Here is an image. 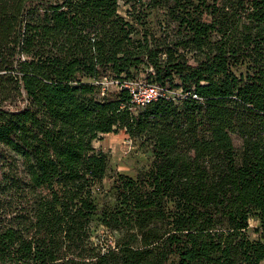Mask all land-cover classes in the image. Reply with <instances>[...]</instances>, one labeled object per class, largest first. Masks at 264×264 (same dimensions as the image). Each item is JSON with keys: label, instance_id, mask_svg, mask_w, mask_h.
<instances>
[{"label": "trees", "instance_id": "1", "mask_svg": "<svg viewBox=\"0 0 264 264\" xmlns=\"http://www.w3.org/2000/svg\"><path fill=\"white\" fill-rule=\"evenodd\" d=\"M0 168V264H261L264 0H0Z\"/></svg>", "mask_w": 264, "mask_h": 264}, {"label": "rangeland", "instance_id": "2", "mask_svg": "<svg viewBox=\"0 0 264 264\" xmlns=\"http://www.w3.org/2000/svg\"><path fill=\"white\" fill-rule=\"evenodd\" d=\"M123 10L124 8H121L120 12L123 13ZM162 14L163 13L160 11L151 12L148 18L150 25L154 26L157 21H161L163 18ZM136 80H145V77L141 74ZM106 86L110 90L116 89L111 83H108ZM167 91L170 95H177L176 90L168 89ZM139 107L140 106L134 105L132 109L134 110ZM93 144L95 148L102 150L106 154L111 169L130 176H134L140 169H147L153 158L150 149L142 147L138 139L130 137L124 130L102 134L98 139L94 140ZM1 174L0 168V178ZM57 190L55 186H51L52 194H56ZM96 201L100 203L99 198H96ZM261 241L264 243V235L261 237ZM261 264H264V260Z\"/></svg>", "mask_w": 264, "mask_h": 264}, {"label": "built area", "instance_id": "3", "mask_svg": "<svg viewBox=\"0 0 264 264\" xmlns=\"http://www.w3.org/2000/svg\"><path fill=\"white\" fill-rule=\"evenodd\" d=\"M121 87L128 89L131 102L140 107L167 92L164 88L148 84L144 80H126Z\"/></svg>", "mask_w": 264, "mask_h": 264}]
</instances>
